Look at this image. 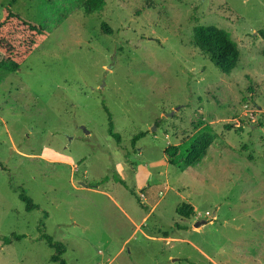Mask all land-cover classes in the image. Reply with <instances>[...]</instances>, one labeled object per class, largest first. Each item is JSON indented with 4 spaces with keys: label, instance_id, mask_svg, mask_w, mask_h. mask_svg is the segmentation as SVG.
Returning <instances> with one entry per match:
<instances>
[{
    "label": "rangeland",
    "instance_id": "obj_1",
    "mask_svg": "<svg viewBox=\"0 0 264 264\" xmlns=\"http://www.w3.org/2000/svg\"><path fill=\"white\" fill-rule=\"evenodd\" d=\"M10 4L50 33L0 69V264H58L42 229L67 264H264V0H107L92 17L0 0V18ZM211 25L240 50L230 75L193 45ZM201 119L218 141L181 172L165 152Z\"/></svg>",
    "mask_w": 264,
    "mask_h": 264
},
{
    "label": "trees",
    "instance_id": "obj_2",
    "mask_svg": "<svg viewBox=\"0 0 264 264\" xmlns=\"http://www.w3.org/2000/svg\"><path fill=\"white\" fill-rule=\"evenodd\" d=\"M17 1L13 0V4ZM106 2L107 0H78L77 6L85 16L92 17L104 10ZM102 29L107 34L112 33V30L106 24H103ZM49 33L45 25L14 11L12 4L4 7L0 18V53L4 58L0 60V69L4 73L18 72L29 58L45 44L49 38ZM259 34L264 38V31H260ZM192 42L199 53L208 57L222 73L230 75L238 66L241 53L237 43L227 30L213 25L198 26L194 29ZM198 127L199 130L196 134L180 145L168 148L165 152L168 163L181 172L199 164L207 155L210 147L218 141L219 137L213 131L210 123L201 119L198 122ZM109 128L110 135L116 138L118 142H121L120 136L114 132L112 119ZM230 128L231 126H226V129ZM146 135V132L137 135L132 141L133 144H136L138 140ZM133 195L136 196L140 205L143 206L141 198L135 192H133ZM19 198L25 203L28 212L39 208L25 190H21ZM185 208L186 210L181 212L184 216L191 217L195 214L192 208ZM23 238L24 236L12 234L10 237L4 238V244L10 245L13 240L20 241ZM41 239L54 251L51 262L67 264L64 258L67 247L62 241L55 240L44 229L41 230Z\"/></svg>",
    "mask_w": 264,
    "mask_h": 264
},
{
    "label": "water",
    "instance_id": "obj_3",
    "mask_svg": "<svg viewBox=\"0 0 264 264\" xmlns=\"http://www.w3.org/2000/svg\"><path fill=\"white\" fill-rule=\"evenodd\" d=\"M204 222H198L197 224H196V227H198V226H200L201 224H203Z\"/></svg>",
    "mask_w": 264,
    "mask_h": 264
}]
</instances>
